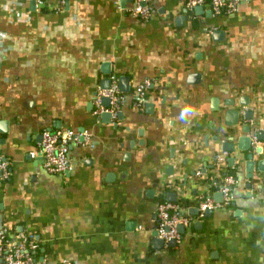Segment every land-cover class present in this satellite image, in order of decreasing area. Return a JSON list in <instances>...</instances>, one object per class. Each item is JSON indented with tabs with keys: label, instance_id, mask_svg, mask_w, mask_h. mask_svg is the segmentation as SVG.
<instances>
[{
	"label": "crops",
	"instance_id": "crops-1",
	"mask_svg": "<svg viewBox=\"0 0 264 264\" xmlns=\"http://www.w3.org/2000/svg\"><path fill=\"white\" fill-rule=\"evenodd\" d=\"M132 6L0 0L1 226L32 233L39 264H264V0L219 15L149 0L145 19ZM111 76L116 113L94 116ZM57 129L85 137L50 173L37 147ZM222 172L230 203L199 216ZM162 198L189 220L171 246L155 241Z\"/></svg>",
	"mask_w": 264,
	"mask_h": 264
},
{
	"label": "built area",
	"instance_id": "built-area-1",
	"mask_svg": "<svg viewBox=\"0 0 264 264\" xmlns=\"http://www.w3.org/2000/svg\"><path fill=\"white\" fill-rule=\"evenodd\" d=\"M36 6L43 5L47 0H33ZM62 3L65 0H57ZM133 6L130 12L145 19L149 13V0H132ZM186 8H193L197 5H206L210 14L219 15L232 13L235 8V0H184ZM109 87L101 90L93 99L92 115L98 116L100 113L108 112L114 116L117 110L120 96L118 94L115 80L109 77ZM143 86L138 87L139 94H143ZM108 99V104L104 106L101 98ZM85 137L84 133H72L65 129L53 131L43 130L40 132L37 152L41 156L43 168L50 173H62L68 168L67 145L70 141H78ZM255 144V139L252 138ZM216 166L221 162V156L215 155ZM8 175V162L0 157V177L6 178ZM197 178L204 175L199 168L194 171ZM235 183V178L231 173L212 175L206 185L196 195V207L198 215H203L204 211L211 210L219 206H227L231 199V187ZM208 187V188H207ZM214 192L220 194V201H215L212 197ZM183 206L168 200L158 201L155 206L157 223L154 228L155 238L160 239L162 245L166 246L170 240L177 242L179 232L177 226H186L189 220L181 214ZM37 242L34 235L26 231L10 233L4 225L0 227V264H39L34 257Z\"/></svg>",
	"mask_w": 264,
	"mask_h": 264
},
{
	"label": "water",
	"instance_id": "water-1",
	"mask_svg": "<svg viewBox=\"0 0 264 264\" xmlns=\"http://www.w3.org/2000/svg\"><path fill=\"white\" fill-rule=\"evenodd\" d=\"M200 8V6L199 5H197V6H194L193 7V9H195V10H197V9H199ZM121 79V78H120ZM123 79V78H122ZM105 88H108V86L106 87V85H105ZM101 103L104 105V106H106L107 104H108V99L107 98H105V97H102L101 98ZM103 115H107L105 112H104V114ZM0 125H3V123H0ZM263 135V134H261V133H258V135ZM259 135V136H260ZM259 138H263V136L261 137H259ZM254 152L256 153V154H260L261 152H262V147L261 146H256L255 147V149H254ZM247 159H248V163H247V166H248V170H250L251 171V169H252V161H251V154H248L247 155ZM260 164H263V166H264V160H259L258 161V165H260ZM259 169H261V170H264V168H259ZM249 176V175H248ZM251 176V175H250ZM249 176V177H250ZM168 195H171V196H169V197H167V199L168 200H172L173 199V193L171 194H168ZM167 195V196H168ZM213 197L215 198V200L216 201H220V194L218 193V192H215L214 194H213ZM210 212V210H206V211H204V214H208ZM0 227H1V217H0ZM177 230L178 231H180V232H182V227H181V225H178L177 226ZM154 235H155V233H154ZM157 239V238H156ZM155 239V241L160 245V244H162L161 243V240L160 239H157L156 240ZM167 245L168 246H171V245H174V241L173 240H170L168 243H167Z\"/></svg>",
	"mask_w": 264,
	"mask_h": 264
},
{
	"label": "trees",
	"instance_id": "trees-1",
	"mask_svg": "<svg viewBox=\"0 0 264 264\" xmlns=\"http://www.w3.org/2000/svg\"><path fill=\"white\" fill-rule=\"evenodd\" d=\"M221 174H223V172H222V173H220V175H221ZM161 200H163V198H162Z\"/></svg>",
	"mask_w": 264,
	"mask_h": 264
}]
</instances>
